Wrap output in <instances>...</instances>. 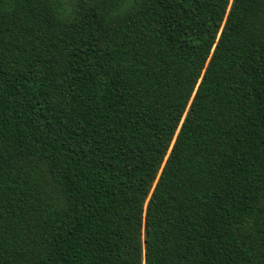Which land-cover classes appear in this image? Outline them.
<instances>
[{"label":"trees","instance_id":"16d2710c","mask_svg":"<svg viewBox=\"0 0 264 264\" xmlns=\"http://www.w3.org/2000/svg\"><path fill=\"white\" fill-rule=\"evenodd\" d=\"M0 264H264V0H0Z\"/></svg>","mask_w":264,"mask_h":264}]
</instances>
